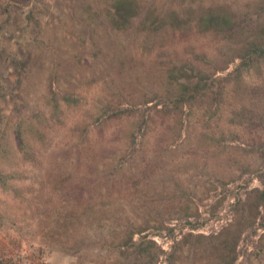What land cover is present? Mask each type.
Wrapping results in <instances>:
<instances>
[{
    "label": "rangeland",
    "instance_id": "1",
    "mask_svg": "<svg viewBox=\"0 0 264 264\" xmlns=\"http://www.w3.org/2000/svg\"><path fill=\"white\" fill-rule=\"evenodd\" d=\"M130 1L0 0V264H264V0Z\"/></svg>",
    "mask_w": 264,
    "mask_h": 264
},
{
    "label": "trees",
    "instance_id": "2",
    "mask_svg": "<svg viewBox=\"0 0 264 264\" xmlns=\"http://www.w3.org/2000/svg\"><path fill=\"white\" fill-rule=\"evenodd\" d=\"M117 3H115V5H114V7H115V14H116V16L118 18H120V20H126L131 15H133L134 13H139V12H137V9H135L134 11L131 10L132 8L131 9H126V3H131L130 0H118ZM214 11L215 10L212 9L211 7H208L207 8V12L213 16V20H216V19H218V17H217V13L214 12ZM208 18L210 19L211 16H209ZM255 42L259 44V47L258 48L260 49L261 54H264V40L262 41L263 43H259L258 41H255ZM252 191L261 193L262 197H264V190H261V189H259V188L256 187ZM256 206H257V204H256ZM121 243H122V241H120L119 245Z\"/></svg>",
    "mask_w": 264,
    "mask_h": 264
}]
</instances>
